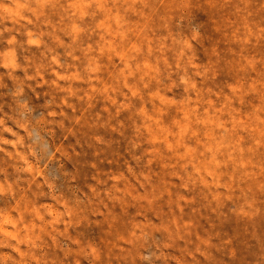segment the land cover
<instances>
[{
	"label": "rangeland",
	"instance_id": "1",
	"mask_svg": "<svg viewBox=\"0 0 264 264\" xmlns=\"http://www.w3.org/2000/svg\"><path fill=\"white\" fill-rule=\"evenodd\" d=\"M0 264H264V0H0Z\"/></svg>",
	"mask_w": 264,
	"mask_h": 264
}]
</instances>
